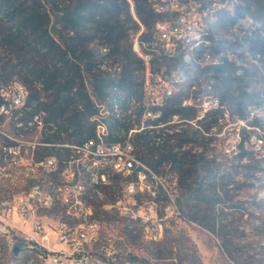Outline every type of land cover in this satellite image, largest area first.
Wrapping results in <instances>:
<instances>
[{"label": "trees", "instance_id": "16d2710c", "mask_svg": "<svg viewBox=\"0 0 264 264\" xmlns=\"http://www.w3.org/2000/svg\"><path fill=\"white\" fill-rule=\"evenodd\" d=\"M235 6L232 13L227 10L219 15L214 34L210 35L208 48L214 55L223 53L221 61L197 66L182 57H151L150 64L161 58L168 68L180 67L184 78L181 82L174 81L178 89L155 108L159 115L143 119L142 108L135 104L130 112L134 116L127 115L126 99L139 98L142 94L143 78L134 74L133 65L144 69V62L130 43L120 41L128 36L129 28L139 31L142 24L140 43L147 42V47H151L155 23L164 16L156 14L148 0H0V38L9 49L6 54L0 53V81H8L16 74L27 86L19 119L25 123L33 114L41 113L39 141L49 143L38 145L34 156L55 155L61 162L68 148L60 144L94 137L97 122L92 117L100 115L99 121L106 128V141L125 139L134 129L132 143L139 160L156 172L162 163L170 164L169 171L176 176L170 193L179 207L182 211L194 210L193 217L200 224L215 230L217 205L220 210L235 206L230 193L231 171L215 161L214 155L202 150L191 153V150L201 147L198 136L213 139L214 129L226 115L234 122L242 121L237 132L238 148L232 155L233 159L241 160L248 154L244 133L264 128L257 112L264 102V92L254 84L248 67L223 52L227 45L232 47L238 41L216 35L217 24L232 26L239 18L250 16L256 26L243 33L245 50L251 59L263 57L264 0H241ZM126 22L132 26L124 28ZM90 31L94 35L103 34L105 41L101 46L90 44L93 35L85 37ZM111 42L124 60L118 72L103 64V58L110 54ZM200 49L201 46L195 48L194 53ZM199 94L212 99L201 117L198 103L183 104V100L194 99ZM174 116L178 117L176 121ZM190 121L196 126H183ZM11 127L15 131L12 121ZM187 142L191 143L189 149H180ZM12 143L4 141L6 145ZM245 166L254 172L259 170L253 165ZM136 170L126 176V181L136 177ZM142 170L147 172L143 167ZM95 214L101 215L96 209ZM223 227L220 220L218 236L226 253L237 263L248 264L232 255L224 241L230 234L221 231ZM127 232L136 236L130 227ZM170 240L167 236L159 240L168 253ZM16 243L22 250L21 242ZM35 252L40 254L32 250L28 256Z\"/></svg>", "mask_w": 264, "mask_h": 264}, {"label": "built area", "instance_id": "2783aa9c", "mask_svg": "<svg viewBox=\"0 0 264 264\" xmlns=\"http://www.w3.org/2000/svg\"><path fill=\"white\" fill-rule=\"evenodd\" d=\"M153 11L163 15L162 20L155 23L153 39L150 42L164 44V53L167 57H182L186 61L197 66L211 63L206 52L201 57L186 56V42L196 32L207 31L205 15L210 9L218 5L232 3L241 0H213L212 8H205L204 0H148ZM157 23L174 24L173 33H158ZM141 31H139L140 33ZM139 33L135 36L133 50L143 59L145 73L143 77V98L135 100V106L142 108V118H155L161 95H169L170 88L162 94L153 77L156 76L150 70L151 57L154 53H146L140 49ZM161 79L160 75H157ZM28 89L18 78L12 77L8 81H0V139L9 140L10 145H0V174H10L5 165L13 166V174L20 173L24 168H33V172L48 175V172H57L60 176V186L57 191H49L46 187V195H39V187L31 189L29 197H12L0 203V225L9 214L23 220L31 218V230L23 235L21 242L23 249L40 251V264L42 260H50V264H148L139 257L137 251L127 252L123 250L125 236L117 229L107 226V219L101 215L93 214L90 210L78 209V183L80 176H89L94 184V190L105 191L104 174H130L136 170V177L124 183L120 192H125V199H118L117 214L123 220V215H132L133 223H123L127 226L138 225L139 230H149L155 233L157 241L161 240L167 232L176 231L191 221L179 207L172 193H165L162 200L151 189L155 173L143 172L141 160L136 157L134 146L130 138L117 141H106L103 137V127H96L95 132H101V140L85 139L77 143H62L68 148L61 162L55 155H45L40 158L34 156V150L38 145L49 143L33 141L32 149L22 163L20 136L33 127L41 129L42 115L35 113L25 123L19 119L20 109L26 101ZM213 103H216L215 101ZM206 109L207 101L202 103ZM210 106V103H209ZM134 116V113H133ZM11 121L15 127L12 130ZM9 124L5 129L4 124ZM18 131V132H17ZM46 185V182H44ZM145 189L154 194V201L143 202L140 195ZM53 193L62 194V205L72 211V218H62L58 212L55 219L42 221L38 217L41 210H50L49 202ZM2 229L0 228V232ZM53 235V236H51ZM53 239L55 247H51L44 241ZM17 242V241H16ZM14 243L11 247L13 250Z\"/></svg>", "mask_w": 264, "mask_h": 264}, {"label": "rangeland", "instance_id": "374dc122", "mask_svg": "<svg viewBox=\"0 0 264 264\" xmlns=\"http://www.w3.org/2000/svg\"><path fill=\"white\" fill-rule=\"evenodd\" d=\"M204 2L206 6L213 7V0H204ZM233 2L235 3V1ZM231 4L232 3H226V6L231 7ZM235 5L238 4L235 3ZM235 7L232 8V12ZM223 11L225 10L217 7L210 11L212 14V18L209 21V29L212 30H210V33L212 32V34H214V26L218 21L219 15ZM131 26L132 23L130 22L124 24V28ZM217 26L219 27L216 31L218 37L238 41L232 47L227 45L226 48L223 49L224 54H227L232 60L248 67L249 72L252 73L251 78L254 84L264 92V56H257L259 57L258 60L251 59L250 54L245 50L247 46L243 40V33L252 30L254 26H256L254 20L250 18V16H244L239 18L232 26L229 24H217ZM143 29L144 26L140 24L139 31ZM139 31L129 28L128 36L121 39L120 43H130L133 49L134 39ZM91 35H93L91 38V45H96L98 43V45L101 46V43L105 41L103 34L98 33L94 35L93 31L86 32L85 37H90ZM141 45L146 53H149L148 51H150L152 53L154 52L155 56H158L155 51H152V47L155 46V44H152L151 47H147V42L142 43ZM110 47V54L103 58V64L107 66L110 65L113 70L118 72L124 65V60H122L114 42H111ZM104 50L105 49H102V51ZM8 51L9 49L3 45L0 38V53L6 54ZM220 55H223V53ZM133 67L135 68L134 74L138 77L142 76L143 78L145 69H139L137 64H134ZM150 70L156 75L152 79L156 82L157 87L162 94H165L164 90L166 88H170L172 92L176 91L178 85L174 81L181 82L184 78V76L180 74V67L174 66L168 68L167 63L161 58H158L157 61L150 64ZM157 75L161 76L160 80ZM13 77L17 78V75L13 74ZM139 79L140 78L137 80L139 81ZM129 101L130 97L126 99V105L133 112L132 105L134 104ZM203 101H207L208 106L209 103H212L210 96L199 94V96L194 99L188 98L183 100V104L198 103V114L199 117H201L206 110L202 104ZM130 110L127 111V115L132 118L133 113H130ZM257 112L259 117H261V122L264 123V102ZM98 117L100 118V115H97V124L104 126V124L99 121ZM177 119L178 117L174 116V121ZM97 124L96 127H98ZM240 124H242V121L234 122L227 119V116L225 115V118L221 119L218 127L214 129V131H216L215 134L212 133L214 138L207 140L202 138V136H198V139L201 142V147L199 149L192 148L191 150V153L202 150L206 151L204 153H207L209 156L214 155L215 161L220 162V165L227 166L231 171L233 182L231 184L232 188L230 193L232 195V203L235 206L231 208H222V210H220V206L217 205V223L215 230L212 231L200 224L193 217L194 210H184V214L191 222L176 231L167 232L165 234V236L171 239L169 242L170 252L168 253V251L165 250L164 245L159 243V241L141 240L137 236L128 234L123 225L126 221L118 216L117 210L113 207H103L101 204L102 202H94L95 209L101 213V216H105L107 219V226L111 229H117L124 234V251H137L139 257L145 260L148 264H239L226 253L222 238L218 236V233H220L221 220V223L224 224L221 231H224L225 233L229 232L230 234V236L225 238L224 241L231 249L232 255L248 264H252V261L254 260L256 261V264H264V128H259L255 132L251 131L244 133V146L248 151V154L241 160H237L233 159L232 155L238 148L237 143L239 141V135L237 132ZM183 126L190 128V126L194 127L196 125L193 121H190L188 125L184 124ZM4 128H9L7 122L4 124ZM133 130L134 129L130 130L126 135V138H130L131 141ZM105 135L106 130H104L103 136ZM40 137L41 132L35 127L31 130L25 131L20 136L21 155L23 157L21 160L22 163L32 149V142L38 141ZM3 142L4 140L0 139V145ZM190 145L191 143L187 142L186 144H182L180 149H189ZM36 149H38V146H36ZM143 163L147 172H150L151 169L156 175L154 180L150 177L147 178L152 184L151 189H154L156 195L164 200L165 193H167V191L170 192L172 187L174 188L176 182L175 173L169 171L170 164L162 163L159 167V172H156L150 166H147L148 164H146V162ZM199 164L203 163L199 162ZM245 165H253L259 170L254 172L253 169L247 168ZM5 166L6 171L10 172V174H0V200L6 198L11 199L19 194H27L35 182H38L41 185H44V182H46L47 186L48 180H58L56 173L44 175L43 179V173L37 172L32 176L29 173V169L24 168L22 172L13 174V166ZM127 175L129 174H116L113 177L111 175V184L107 189L109 200L113 199L115 194L121 193L120 191L126 182ZM173 193H176V190H174ZM140 195L143 196V199L154 197V194L148 192L147 189H145ZM49 209L50 210H41L39 213H45L47 216L42 215L38 218L44 222L47 220L51 221V219L56 218L58 212L60 217L64 218L61 206L56 205ZM209 214L210 213H208V215ZM132 226L135 227V225ZM129 227L130 226H127L128 229ZM0 228L2 229L0 232V264H40L38 253L35 252V254L28 256V251L34 249H22L16 254H12L11 250L12 245L16 243V241L21 240L23 235L30 232L31 218L23 220L15 215L9 214L6 216L5 221L1 222ZM44 243H47L51 247L56 246V242L53 239L44 241Z\"/></svg>", "mask_w": 264, "mask_h": 264}, {"label": "bare ground", "instance_id": "6f19581e", "mask_svg": "<svg viewBox=\"0 0 264 264\" xmlns=\"http://www.w3.org/2000/svg\"><path fill=\"white\" fill-rule=\"evenodd\" d=\"M235 3L238 4L239 1H235ZM235 3L233 2V6L231 4V7H227L226 3H225L223 5H218L217 8H221L225 11L229 10L232 12V8L235 6ZM205 8H211V7H208L205 5ZM211 10L212 9L208 10L207 14L205 15V26H207V31L194 33V35L190 36L189 42H186V56L201 57L202 53L206 52L210 57V62H219L222 59L221 58L222 55H220L222 53H220L219 55H214L211 52V50L208 48V45H209L210 39H211L210 35L212 34V32L210 33L211 29H209L210 28L209 27L210 26L209 21L212 18V14L210 13ZM157 32L158 33H173L174 32V24H172V23H157ZM200 46H201V49L198 50L197 53L196 52L194 53L195 48L200 47ZM140 49H142L141 43H140ZM152 51H155V53L160 57H167V53H164V44L162 42H155V46L152 47ZM148 52L150 53V51H148ZM171 92H172V90L170 89V93ZM166 96L167 95H161L160 96V104L163 103V100ZM142 98H143V93H142L141 97H139V99H142ZM135 100H136V98L131 97L129 102H131L132 104H135ZM159 113H160V111L158 110V115H159ZM92 118L97 119L96 116H94ZM97 125H98V127H103V134H104V130H106L105 127L101 124H97ZM89 139L101 140V132H96V135L94 137L89 138ZM142 167L144 168L143 164H142ZM28 169H29L30 175H32V176H34L37 173V172H33V168H28ZM49 173H56L58 180H55V181L52 179L48 180L47 186L41 185L40 183L35 182L31 186V188L27 194H19L15 197H29V196H31V189H33L34 185H36V187H39V195H46V187L48 188L49 191H57L58 187L60 186V176L57 172H48V174ZM111 175L112 174H104V182L109 183V184L105 185V191H101V192L94 190V184L90 180L89 176H80V183H78V209L90 210V208L93 207V214H95L94 202L99 201V202H102L101 204L103 205V207H105V208L113 207L115 210H117L118 199H125V192L115 194V196L111 200L108 199L107 189L111 184ZM6 199L0 200V203L4 202V200H6ZM152 201H154V197H152L150 199H143V202H152ZM56 205L61 206L64 218H72V211L67 207V205H62V194L61 193H53L52 201L49 202V208H52ZM123 219L126 221V223H133V216L132 215H123ZM130 228L132 229V233L135 234L137 237H139V239H141V240L157 241L156 234L149 232V230H139L138 225H135V227L131 225ZM39 257H40V254H39ZM42 264H50V260H42Z\"/></svg>", "mask_w": 264, "mask_h": 264}, {"label": "water", "instance_id": "95a60500", "mask_svg": "<svg viewBox=\"0 0 264 264\" xmlns=\"http://www.w3.org/2000/svg\"><path fill=\"white\" fill-rule=\"evenodd\" d=\"M18 251H19V246L17 244H15L13 247V253L16 254V253H18Z\"/></svg>", "mask_w": 264, "mask_h": 264}]
</instances>
